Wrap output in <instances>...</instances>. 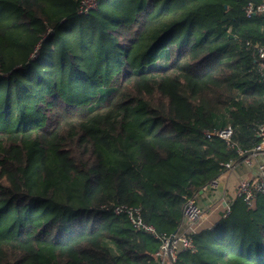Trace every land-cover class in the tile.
Here are the masks:
<instances>
[{
    "label": "trees",
    "instance_id": "1",
    "mask_svg": "<svg viewBox=\"0 0 264 264\" xmlns=\"http://www.w3.org/2000/svg\"><path fill=\"white\" fill-rule=\"evenodd\" d=\"M248 1L99 0L81 15L80 0H0V264H155L160 241L113 209L171 235L186 197L259 141L264 13ZM195 245L174 264H264V192Z\"/></svg>",
    "mask_w": 264,
    "mask_h": 264
},
{
    "label": "built area",
    "instance_id": "2",
    "mask_svg": "<svg viewBox=\"0 0 264 264\" xmlns=\"http://www.w3.org/2000/svg\"><path fill=\"white\" fill-rule=\"evenodd\" d=\"M98 3L99 0H80L77 13L81 15L88 14L97 8ZM244 12L248 17L257 12L264 13V2L255 4L250 0L244 6ZM252 45L253 44L250 41L247 42V47ZM253 46L256 49L259 70L264 81V44L257 43ZM215 133L224 138L228 144L231 145L233 128L230 125L215 130ZM257 134L259 141L250 150L239 149L240 154L244 155L241 162L252 163L255 160L257 164L254 174L249 178L241 180L237 187V195L244 198L248 204H251L257 193L264 192V115L258 124ZM237 164L238 162L233 160L223 162L222 165L224 166V171L222 174L229 172ZM221 175L211 180L206 186H204V189L208 190L210 188H216L220 183ZM198 196L199 192H196L193 196L186 197L181 222L177 231L171 235L159 233L154 224L146 222L142 218L141 210L138 206L119 205L114 207L113 211L116 214L126 215L136 229L149 232L160 241V247L155 252V264H166L167 261L170 262V264H174L177 261L180 252L185 250H196L195 238L200 232L197 227L205 215L204 208L198 201ZM230 210L231 206L228 205L224 216H226Z\"/></svg>",
    "mask_w": 264,
    "mask_h": 264
},
{
    "label": "crops",
    "instance_id": "3",
    "mask_svg": "<svg viewBox=\"0 0 264 264\" xmlns=\"http://www.w3.org/2000/svg\"><path fill=\"white\" fill-rule=\"evenodd\" d=\"M256 167L255 160L252 163L239 162L229 172L221 175L220 183L216 188L205 190L203 195L198 196V201L205 211L204 218L197 227L199 231L215 228L219 221L225 217L227 206H231L239 197L237 195L239 182L253 175Z\"/></svg>",
    "mask_w": 264,
    "mask_h": 264
},
{
    "label": "rangeland",
    "instance_id": "4",
    "mask_svg": "<svg viewBox=\"0 0 264 264\" xmlns=\"http://www.w3.org/2000/svg\"><path fill=\"white\" fill-rule=\"evenodd\" d=\"M161 60L166 61V62L168 61L167 58H163V59H161ZM160 63H161V61H160ZM228 116H229V115H228V112H225V113H224V116L222 117V120H223L224 122H227V120H228ZM198 192H199V195H200V194L203 195V193H205V189H204V187L201 188ZM201 192H202V193H201ZM166 264H170V262L167 261Z\"/></svg>",
    "mask_w": 264,
    "mask_h": 264
},
{
    "label": "water",
    "instance_id": "5",
    "mask_svg": "<svg viewBox=\"0 0 264 264\" xmlns=\"http://www.w3.org/2000/svg\"><path fill=\"white\" fill-rule=\"evenodd\" d=\"M178 229V228H177ZM177 229L172 233V234H174L176 231H177Z\"/></svg>",
    "mask_w": 264,
    "mask_h": 264
}]
</instances>
